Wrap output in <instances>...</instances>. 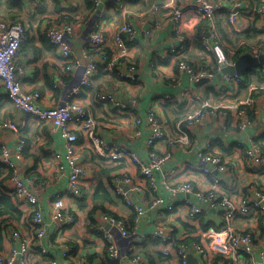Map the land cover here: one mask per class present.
Returning a JSON list of instances; mask_svg holds the SVG:
<instances>
[{
    "label": "crops",
    "instance_id": "obj_1",
    "mask_svg": "<svg viewBox=\"0 0 264 264\" xmlns=\"http://www.w3.org/2000/svg\"><path fill=\"white\" fill-rule=\"evenodd\" d=\"M95 1L41 0V7L34 9L30 0H0V21L20 22L26 28L15 62L21 88L40 95L38 106L41 109L61 107L67 102L85 107L94 117L96 135L106 143L127 148L144 164L149 160L146 115L150 110L154 111L171 139L155 146L159 154L169 155L162 170L155 173L156 194L162 203L149 208L154 194L138 168L130 161L100 159L80 134L78 159L83 175L79 195H72L68 188L67 170H57L59 164L67 169V162L63 157L60 161L53 159V154L63 156L65 153L60 129L16 109L6 98L0 84V121L13 123L18 128L17 132L2 131L0 143H4L9 150L10 162L14 164L11 173L19 176L25 184L34 180L31 188L46 224L42 241L48 254L39 255L33 250L30 264H48L53 260L58 264H133L130 258L136 255L139 256V264H175L178 244L201 241L207 231L220 229L223 220L220 210L207 208L192 193L168 191L163 181L173 189L189 183L196 191L208 192L212 181L200 170L202 161L199 154L203 153L222 160L225 171H214L213 175L219 180L218 190L230 198L237 201L241 197L252 196L257 190L264 191V115L247 112L249 124L244 130H239L236 121L222 115L223 111H215L214 114L208 111L198 126L186 129L185 116L199 107L191 96L196 95L214 105L221 100L227 99L226 104L246 97L254 87L262 89L260 94H264V66L248 69L249 84L242 86L245 71L241 76L243 83L233 93L227 94L224 74L216 71L213 55L200 44L202 31H205L210 43L215 42L207 22L199 15L186 13L182 20L185 61L194 66L207 65L211 71L203 80H190L185 73L177 72L180 56L172 50L178 49V42L168 18L173 9L191 0H98L99 5H95ZM220 1L223 8L215 17V35L225 42L227 65H232L239 45L242 49L253 48L264 42V17L256 12L260 0ZM99 14H103L101 28L108 54L114 56L111 37L123 24H130L136 31L135 43L131 45L128 58L120 60L114 72L98 70L89 88L71 95V90L79 86L88 62L86 46ZM230 15L235 18L233 24L229 23ZM62 21L72 22L75 26L74 33L64 37L79 62L69 72L64 71L63 60L44 36L48 25ZM156 24L157 29L154 28ZM147 31L150 33L146 34ZM242 53V50L239 55L237 53V58ZM129 65L135 67L134 81L118 76V72L126 70ZM54 84L58 86L54 88ZM184 89L190 90L186 99L181 96ZM100 95L113 97L115 102H100ZM72 128L75 129V126ZM19 139L24 140V149L20 154L16 150ZM180 139L183 142H175ZM253 142L258 143L262 151V162L255 168H251L244 159L245 148ZM120 175L132 179L131 185L123 191L124 196L115 195L112 188L115 178ZM56 193L65 197V205L76 217L75 225L56 228L51 218V201ZM125 197L143 209L142 216L137 217L133 209L125 204ZM184 201L200 207L202 212L189 218L188 207L182 205ZM16 207L21 212L19 221L1 223L3 255L9 250H16L22 241L33 240L34 231L27 219L28 206L16 204ZM102 214L124 220L129 231L126 237H122L115 228L105 226L117 246V261L114 262L108 259L105 243L96 231ZM157 226L173 229L171 241L162 243L150 238ZM233 228L237 232L249 233L253 241L251 256H242L234 264H264V260L260 259V254H264V215L251 213L237 216ZM202 243L211 262L220 259L221 264L231 263L230 259H221L209 250L205 242ZM188 256L195 259H190L191 264H201L197 254L190 252Z\"/></svg>",
    "mask_w": 264,
    "mask_h": 264
},
{
    "label": "built area",
    "instance_id": "obj_2",
    "mask_svg": "<svg viewBox=\"0 0 264 264\" xmlns=\"http://www.w3.org/2000/svg\"><path fill=\"white\" fill-rule=\"evenodd\" d=\"M21 1V0H18ZM34 9L41 7V0H30ZM99 1H95V5H99ZM223 8L220 0H191L185 5L172 10L168 23L172 32L177 36L178 49L174 48L172 53L179 54L177 60V72L185 73L190 80H203L210 73L207 65L194 66L185 61V37L182 34V20L186 13L196 14L201 16L208 24L211 36L215 40L212 44L205 37V31L201 32L200 44L203 49L213 55L216 64V71L220 72L227 65L228 52H226L222 41L217 39L215 35L214 21L216 15ZM155 11L157 8L154 9ZM257 14L264 17V0H260V4L256 10ZM229 23L233 24L234 16H229ZM103 23V14L97 16V21L91 32L90 40L86 46V55L88 62L85 65L84 71L81 74L79 86L71 90V95H77L81 90L89 88L92 83V77L98 70L106 73H112L116 70L120 60H126L131 51V45L135 43L136 31L130 24H123L111 37V46L113 55L107 52V41L104 37L101 25ZM155 29L158 25H154ZM75 26L72 22L62 21L59 24L48 25L44 29V36L48 43L59 53L64 62V71L69 72L79 65V62L72 55L68 43L64 37L74 33ZM147 31L146 34H149ZM26 35V28L20 22L6 23L0 21V84L4 88L5 96L16 109L25 114L36 118L43 123L52 124L60 129V136L64 141L65 153L63 156L53 154L55 161L63 159L67 162V169L63 165L57 167L58 171L64 172L67 170V181L70 193L74 196L79 195L80 179L83 175V168L78 159V137L82 135L86 142L90 144L93 153L100 159H105L111 162L130 161L133 163L140 175L147 180L149 190L154 194L153 199L149 203V208L153 209L162 203V200L157 196L158 187L155 182V173L160 172L165 163L169 160L168 154H159L155 150V146L161 141H170L167 133L164 130L163 123L157 114L150 110L146 115V122L149 127V135L146 141V147L149 149L148 163H142L131 151L125 147L106 143L101 137L95 134V120L92 114L83 106L67 102L61 107L41 109L39 104L40 95L37 92H26L21 88L18 77V70L15 62L18 57L22 43ZM240 47V45H239ZM242 54H249L252 57H259L264 53V42L257 47H244ZM264 75V68L262 70ZM118 76L122 79L134 81L135 67L129 65L126 70L118 72ZM225 82V90L227 94L233 93L236 88L242 83L241 76L231 73L223 75ZM58 84H54L56 88ZM262 89L251 88L248 96L236 98L232 102L224 104L227 99L221 100L218 104H210L207 100H201L196 95H192V100L198 102L199 107L192 110L184 118L186 129L198 126L204 119L206 113L214 114L215 111H223L221 114L230 116L236 121L237 128L244 130L249 121L247 112L252 114L264 115V94H260ZM190 93L189 89H184L181 93L183 99H186ZM224 95V94H223ZM100 102L112 104L113 97L108 95H100ZM138 123V122H137ZM75 126V129L72 127ZM18 128L10 122L0 121V133L2 131L17 132ZM183 135V134H182ZM175 142H183V139ZM24 149V140L19 139L16 144L17 153L20 154ZM261 147L258 143L253 142L250 147L244 150V159L249 163L251 168L257 167L262 162ZM10 153L4 143H0V165L6 170L11 171L14 164L10 162ZM202 161L200 168L201 172L212 181L211 189L208 192L196 191L189 183H184L175 189L168 186L163 181V186L168 191H182L184 193L194 194L199 201L204 203L207 208L218 209L221 211L223 226L218 230H209L204 235L201 241H192L189 243L182 242L175 248L177 262L175 264H187V257L190 252L197 254L201 264H221L218 259L216 262H211L208 256V251L204 247L205 242L209 250L219 256L221 259H230L231 263L237 262L238 258L248 255L251 256L253 251V241L251 235L246 232H237L233 228V221L237 216H247L251 213L264 215V191L257 190L252 196H244L237 201L230 198L228 195L218 190L219 180L213 175L214 171H225V166L219 157L211 154H199ZM132 179L130 176H117L112 184L113 192L117 196H124L125 187L131 185ZM34 180L25 184L19 176L12 173L7 179L4 187L8 191L13 201L19 206H28L29 213L27 216L30 227L33 229V240L22 241L20 246L15 250H9L5 255L0 253V264H30V259L33 250H36L39 255H47L48 251L43 244L45 237V222L42 217L41 207L38 199L33 192ZM125 204L131 207L137 217L143 215V209L135 206L129 199L125 197ZM51 218L59 230L64 227L75 225L76 217L69 211L65 205V197L60 193L52 196L51 201ZM188 207V217L194 218L202 212L198 206L192 205L189 201H184L182 204ZM171 210V208H169ZM106 225L115 228L122 236L126 237L129 234L124 220L119 217L102 214L100 223L96 226V231L101 235L106 246L107 257L110 261H117V246L110 232L106 229ZM173 229L167 226H157L150 234V238L162 243H168L172 239ZM261 261L264 260V254H260ZM133 264H139V256L130 258ZM262 263V262H261ZM48 264H58L56 261H50ZM251 264H259L252 262Z\"/></svg>",
    "mask_w": 264,
    "mask_h": 264
},
{
    "label": "trees",
    "instance_id": "obj_3",
    "mask_svg": "<svg viewBox=\"0 0 264 264\" xmlns=\"http://www.w3.org/2000/svg\"><path fill=\"white\" fill-rule=\"evenodd\" d=\"M16 2V0H14ZM19 7V5H17ZM228 41V40H227ZM222 44L225 45L226 49V44L222 40ZM242 50V47H239ZM237 52L238 55L241 53V50ZM108 52V51H107ZM236 53V54H237ZM233 57V60L235 61L237 59V56ZM245 78V83L242 84V86H247L249 84V71H246L244 74ZM244 81V80H243ZM243 83V82H242ZM12 175L11 171H6L1 165H0V253L3 250V236L1 232V223L2 222H17L21 218V212L18 210L16 207V203L13 201L10 195H8V191L4 187V182Z\"/></svg>",
    "mask_w": 264,
    "mask_h": 264
},
{
    "label": "water",
    "instance_id": "obj_4",
    "mask_svg": "<svg viewBox=\"0 0 264 264\" xmlns=\"http://www.w3.org/2000/svg\"><path fill=\"white\" fill-rule=\"evenodd\" d=\"M264 66V56L252 57L249 54L240 55L232 65H226L221 69V72L225 74L235 73L242 76L245 71L257 66ZM190 259L194 260L190 256L187 257V264H191Z\"/></svg>",
    "mask_w": 264,
    "mask_h": 264
}]
</instances>
